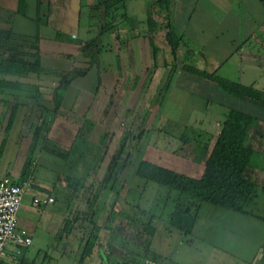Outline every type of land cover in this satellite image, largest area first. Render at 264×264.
<instances>
[{
    "label": "crops",
    "instance_id": "1",
    "mask_svg": "<svg viewBox=\"0 0 264 264\" xmlns=\"http://www.w3.org/2000/svg\"><path fill=\"white\" fill-rule=\"evenodd\" d=\"M99 1L0 0V29L22 38L16 47L20 53L0 48V61L29 64V45L35 41V71L5 76L21 88L5 87L0 94V178L21 181L23 163L30 159L31 182L16 222L31 242L18 260H31V244L33 254L63 244L53 236L64 231L65 220H73L62 177L74 162L83 173L99 169L115 140L110 159L123 143L120 170L133 172L137 163L148 161L197 177L221 123L235 111L247 122L244 176L255 186V197L249 213L228 212L252 228L206 232L231 247L254 241L249 264H264V1L200 0L202 18L193 21L196 0H170L167 14L158 15L153 7L149 21L144 12L136 16L124 9L127 18L108 21L109 30L102 29L106 18ZM153 1L147 0L144 9ZM167 24L181 40L173 61L164 39ZM42 121L48 123L44 139L30 154L33 126ZM152 134L166 136L172 146L152 143ZM76 140L82 147L74 148ZM79 156L84 162L76 161ZM56 168L62 176H49ZM34 197L52 201L33 207ZM211 213L198 211L189 235H202L197 229ZM76 229L75 220L69 231ZM12 253L0 264H11Z\"/></svg>",
    "mask_w": 264,
    "mask_h": 264
},
{
    "label": "rangeland",
    "instance_id": "2",
    "mask_svg": "<svg viewBox=\"0 0 264 264\" xmlns=\"http://www.w3.org/2000/svg\"><path fill=\"white\" fill-rule=\"evenodd\" d=\"M146 2L147 0H126L128 6H125V11L127 13L133 12L135 15L147 13L148 8L144 9L143 7ZM202 8L204 7H202L200 0H196L192 15L193 21L202 18ZM160 138L154 136L152 143L169 148L172 146L166 136V140ZM114 143L115 140L110 142L109 149H106L107 153L100 159L99 169L94 167L95 170H88L84 173L83 189L79 194L80 201L71 203V210H75V207L79 206L80 213H83L82 219L89 218L90 222L98 228V246L104 251L106 262L104 263L93 249V252L85 258L82 264H153L150 260L152 253L160 257L157 258L158 264H249L254 254V241L246 245L241 244L239 248L236 247L237 245L231 247L230 245L226 246V243L223 242L218 243L217 240L220 239H211L206 232L215 231L214 233L219 235V231H248L247 228L252 227L248 223H243L241 216H232L234 214L228 210L202 204L199 214L203 215L204 211L208 209L212 211L210 216L202 220V227L197 229V231H204L203 234H198L196 238L192 234L184 236L168 223V215L173 207L176 191L136 177L130 168H128L130 169L128 172L122 168L120 170V166L115 169L114 180L100 184L105 167L107 169L111 165L112 159L110 158ZM80 146L82 147L80 144H75L74 148L78 149ZM128 148L130 146H127ZM161 161L165 162V159L162 157ZM80 164L83 165L84 163ZM77 168L80 169V165ZM60 169L56 168V170L51 171L49 176L52 173L53 178L55 176L61 177L63 171L61 172ZM42 170L40 168V171ZM78 174L82 175L83 171L79 170ZM124 181H126L125 186L123 185ZM90 184L92 187L89 188ZM93 194L94 198H92ZM86 195L90 197V203L88 200L85 204L82 196ZM115 195L116 201L111 204ZM111 211L117 215L108 219ZM120 213L130 218L119 216ZM144 214L152 216V219L148 221ZM146 222L154 229L151 237L140 226V223ZM89 228L90 224L88 225L86 220H81L79 230L71 233L67 237V242L57 243L53 250L33 254L37 251L31 244L29 253L32 254L31 260L34 259L32 264H40V262L41 264H77L76 257ZM68 243L73 245L68 247ZM145 248L147 250L144 252ZM43 252H46L47 257H43ZM18 257L19 255L15 256L11 264H18Z\"/></svg>",
    "mask_w": 264,
    "mask_h": 264
},
{
    "label": "trees",
    "instance_id": "3",
    "mask_svg": "<svg viewBox=\"0 0 264 264\" xmlns=\"http://www.w3.org/2000/svg\"><path fill=\"white\" fill-rule=\"evenodd\" d=\"M169 2L170 0H154L153 3L148 6V11L146 13L147 20L149 21L151 19L150 17L151 12H153V7L157 8L156 14L162 16L166 15ZM125 4L126 0H100L97 3V5L102 7L103 14L106 18L102 23L103 30H109L112 28V25H110L108 21L115 19V17H117V19L127 18L124 11ZM164 28L166 29L164 32V39L168 46V55L173 61L176 57V53L180 44L179 42L181 40L180 37L175 34L169 24H167L166 27L164 26ZM21 40L22 38L13 32L0 29V48L2 50L8 53H20L17 51L16 47L21 42ZM18 41L20 42L17 43ZM23 41H26V39L24 38ZM29 47L31 48L32 57V61L29 64L23 65L22 62L12 59L0 61V94L5 92L3 89L5 87L7 88L6 91H11L12 88H21V84H19L18 81L7 80L5 79V76H21V74L24 72L26 73L28 70H30L31 73L35 71L36 66L33 60L35 41L33 39L31 40ZM62 82L63 81H60L59 87L62 86ZM33 92L34 88L31 86V97H34ZM47 126L48 123L46 121L39 122L33 126L29 148L30 154H33L34 149L38 147L44 139V133L46 132ZM246 128L247 122L243 115L235 111L228 112L224 121L221 123L220 130L216 135L207 158L204 161L203 169L197 177H190L184 174L176 173L148 161H140L135 166L133 171L134 176L143 180L155 182L161 186L176 191V194H174V204L168 215V223L172 228L178 230L184 236L189 235L198 217L199 207L202 204H208L239 214H247L250 212L248 207L252 204V201L255 197V186L244 176L249 157L248 149L242 144ZM79 143L84 144L81 140H77L74 143V147L75 144ZM122 147L123 143H120L111 160L110 167L105 169L100 184H104L108 180H114L113 176L115 169L118 168V165L123 161L124 158ZM51 151L61 155L55 150ZM78 160L83 162L84 158L79 156L76 158V161ZM29 163L30 159L28 156L23 163L20 176L21 180L23 179L24 175H27L26 172L28 170ZM74 164L75 162L68 167L67 173L63 174L62 177L64 180L63 189L64 198L67 201V207L73 201H80L79 194L83 189L85 177L84 173L82 175L78 174L79 170H76V165ZM88 187H92V184H90ZM98 189L99 187L97 190ZM82 198H84L83 202L85 204L88 202V200L90 203V197L87 195L82 196ZM92 198H94V194L92 195ZM115 201L116 195L112 198L111 204H113ZM79 208V206L75 207L72 216L73 220H65L64 231H58L56 235H54V239L56 242L61 240L66 242L67 237L71 233L73 234L79 230L80 221L86 220V223L88 225L90 224V228L85 236L84 243L77 254L76 263L82 264L85 258L93 252V249H95L97 255H99L104 263H106L104 251H102L98 246V228L90 222L89 218L82 219L83 213H80ZM115 215H117V213H113L112 211L109 212L108 219H111V217L114 218ZM119 216H124L127 219L130 218L123 213H120ZM145 216L148 221L152 219V216L150 215ZM75 220L77 222V231H69V228H71V225L75 222ZM140 226H142V228L147 232L149 237L153 235L154 229L149 224H147V222L140 223ZM146 250L147 249L145 248L144 252ZM43 253V257H47L46 252ZM150 256V260L155 263H157V258H160L154 253H152ZM33 262L34 259L23 260L21 262L19 261L18 264H32Z\"/></svg>",
    "mask_w": 264,
    "mask_h": 264
},
{
    "label": "built area",
    "instance_id": "4",
    "mask_svg": "<svg viewBox=\"0 0 264 264\" xmlns=\"http://www.w3.org/2000/svg\"><path fill=\"white\" fill-rule=\"evenodd\" d=\"M30 182V174L20 182H13L6 176L0 178V258H9L12 252L13 256H18L30 245L29 233L16 222V213ZM51 201L50 197H34L30 204L36 207Z\"/></svg>",
    "mask_w": 264,
    "mask_h": 264
}]
</instances>
